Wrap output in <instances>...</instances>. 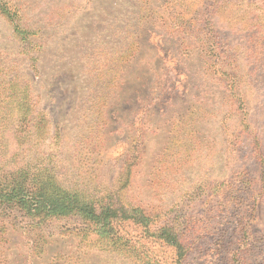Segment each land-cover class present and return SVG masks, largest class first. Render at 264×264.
Returning <instances> with one entry per match:
<instances>
[{"label": "rangeland", "instance_id": "1", "mask_svg": "<svg viewBox=\"0 0 264 264\" xmlns=\"http://www.w3.org/2000/svg\"><path fill=\"white\" fill-rule=\"evenodd\" d=\"M206 1L179 0L176 7L188 19ZM242 1L244 6H232V15L220 10L199 28L238 45L236 63L225 70L240 76L262 64L251 55L264 50L254 47L263 29L247 30L249 0ZM142 2L148 11L140 9ZM7 4L15 19L0 12V65L29 87L50 131H60L55 169L61 180L90 193L120 189L124 200L154 215L150 231L165 214L180 211L208 228L205 238L189 245L185 264H223L232 251L238 260L264 264V67L256 82L243 79L240 95L231 94V80L212 72L223 64L211 65L222 50L174 32L161 13L162 0ZM212 52L216 59H209ZM39 136L46 153L48 136ZM229 185L238 190L232 198ZM32 223L9 210L0 215V264L176 260L171 246L132 222L117 225L132 239L127 246L79 232L81 224L70 218L39 228ZM241 228L255 232L247 248Z\"/></svg>", "mask_w": 264, "mask_h": 264}, {"label": "trees", "instance_id": "2", "mask_svg": "<svg viewBox=\"0 0 264 264\" xmlns=\"http://www.w3.org/2000/svg\"><path fill=\"white\" fill-rule=\"evenodd\" d=\"M177 2L179 0H162L163 11L161 13L168 16V20L172 21H169V26L180 36H197V41L202 43L203 47L207 44L209 50H215L211 49L214 47L222 50L217 53L221 58L211 65L216 66L219 62L223 64L221 63V67L212 72L222 80L223 78L225 81L231 80V94L240 95L239 87L243 79L244 82H256L257 76L261 74V67H264V50L260 52L254 50L251 55H256L254 63H262L261 65H254V68L245 75H234L225 70V66L232 65V62L236 63L235 54H240L238 45L232 46L216 35L211 36L215 32L211 28L207 33L199 29L202 24L212 21L218 11L230 9L228 12L232 15V6L238 4L242 7L245 2L242 0H207L196 10V15L188 19L184 15L186 11L178 10L176 7ZM7 3L8 0H0V12L13 23L15 16L9 12ZM142 8L148 11L147 5L141 6L140 9ZM246 10L249 16L246 21L247 30L256 33L263 29L264 33L263 0H249ZM200 12L202 15H199ZM206 15L208 18L202 21L201 18ZM202 34L203 37H201ZM256 40L257 42L253 41L254 47L264 46V36ZM235 49L237 51L232 52ZM241 49L250 50L247 46H241ZM212 53L209 59L214 57L216 59V53ZM222 53L224 54L221 56ZM2 66L0 65V215L7 210L13 214L20 213L22 216L33 219V228H39L41 225L62 218L74 219L81 224V228H78L79 232H93L99 238H106L114 245L120 246H127L126 244L132 239L120 234L117 225L122 222H132L142 225L147 233L152 234V237L171 246L176 258L174 264H185L184 259L187 256V249L190 248L189 245L205 238L208 235L206 230L208 228L197 227L193 222H189L187 214H182V211L171 216L159 212V215L165 214L167 218L155 231H150L149 226L154 215L149 214L142 205L134 206L130 204L131 202L124 200L120 189L115 191L96 189L90 193L88 189L85 190L79 185L68 186L61 180L55 169V161L59 156L55 148L61 138L60 131L56 130V135L52 130L50 131V121L45 111L37 109V103L34 102L29 87L21 84L17 76L9 77V69ZM39 131L45 132L48 136L46 140L49 151L46 153H42L44 140L40 138ZM95 152L91 151V154L94 155ZM100 155L101 151L98 150L95 156ZM226 190L230 192L231 198L238 191L232 185L227 186ZM245 229L241 228L243 235H248V240L244 237V241H248L247 248L255 232ZM232 252L236 254V251ZM232 252L223 260V264H250L246 258L241 257L238 260Z\"/></svg>", "mask_w": 264, "mask_h": 264}]
</instances>
